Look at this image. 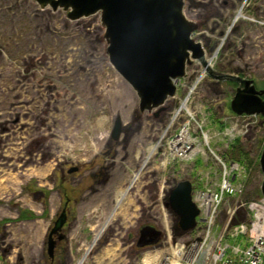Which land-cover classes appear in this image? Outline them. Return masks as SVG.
I'll return each instance as SVG.
<instances>
[{
    "label": "rangeland",
    "instance_id": "1",
    "mask_svg": "<svg viewBox=\"0 0 264 264\" xmlns=\"http://www.w3.org/2000/svg\"><path fill=\"white\" fill-rule=\"evenodd\" d=\"M184 14L198 25L192 38L207 66L264 89V0H186ZM102 35L99 14L69 20L62 10L42 9L32 0H0V264H76L110 214L83 264H138L159 251L155 263L169 254L167 243L174 249L186 237H175V217L163 202L165 191L190 179V172L176 163L159 164L148 153L177 103L169 100L157 116L134 120L135 96L108 63ZM198 67L205 75L194 122H203L215 155L229 161L231 154L245 166L240 201L258 203L264 118L234 116L229 102L236 84L212 80L193 61L191 68ZM116 115L123 131L113 140ZM181 117L188 120L185 113ZM235 122L240 134L234 139L224 128ZM125 189L123 204L113 209L114 191ZM65 198V238L51 261L46 235ZM248 218L237 209L233 222L249 224ZM142 226L161 232L155 246H136Z\"/></svg>",
    "mask_w": 264,
    "mask_h": 264
},
{
    "label": "water",
    "instance_id": "2",
    "mask_svg": "<svg viewBox=\"0 0 264 264\" xmlns=\"http://www.w3.org/2000/svg\"><path fill=\"white\" fill-rule=\"evenodd\" d=\"M32 1L42 9L49 7L52 11L62 10L69 20L99 14L108 63L132 90L136 99L134 120L145 113L157 116L163 111L168 98L174 97L176 93L173 80L185 77L186 67L193 61H197L212 80L236 84L229 102L233 114L264 118V89H257L251 79L219 72L207 66L200 43L192 38L198 25L185 16V0ZM122 131L123 125L116 115L110 137L117 140ZM258 164L262 174L259 194L264 200V146ZM191 195L192 184L188 179L175 182L165 191L163 207L175 217L178 230L183 234L195 227L199 214ZM63 213L46 235V254L51 261L55 247L51 235L61 229ZM160 238V231L152 226H142L137 246H155Z\"/></svg>",
    "mask_w": 264,
    "mask_h": 264
},
{
    "label": "built area",
    "instance_id": "3",
    "mask_svg": "<svg viewBox=\"0 0 264 264\" xmlns=\"http://www.w3.org/2000/svg\"><path fill=\"white\" fill-rule=\"evenodd\" d=\"M204 75L198 67L174 81L179 91L177 104L168 111V122L153 145V156L159 164L176 163L188 168L192 201L199 211L197 223L181 243L174 244V249L167 243L169 254L153 264H264V201L249 205L240 201L248 178L245 166L215 155L203 122H194L192 116L198 113L195 96ZM236 127L235 122L224 131L234 138L240 134ZM198 156L201 167L196 170L191 160ZM224 205L227 209L221 211ZM242 208L248 210L250 223L230 225L237 209Z\"/></svg>",
    "mask_w": 264,
    "mask_h": 264
},
{
    "label": "bare ground",
    "instance_id": "4",
    "mask_svg": "<svg viewBox=\"0 0 264 264\" xmlns=\"http://www.w3.org/2000/svg\"><path fill=\"white\" fill-rule=\"evenodd\" d=\"M240 14L238 13L237 14V17L239 16ZM204 58H205V54H204ZM209 60H206L205 58V62L207 63ZM153 150H154V147L151 146L148 150V153L149 154H152L153 153ZM32 172H33V175L36 174L37 172L32 169ZM43 172V171H42ZM141 173V168L137 171V173L135 174V177L132 179V182L133 181H136L138 180L139 178V174ZM39 174V173H38ZM41 176L43 175V173L40 174ZM40 179L42 180L43 178L40 177ZM4 183L2 182L1 183V180H0V193H2V189L4 188L3 187ZM132 184H130L131 186ZM129 186V187H130ZM127 190L128 189H125L123 191H118V190H115L114 191V195H112V198L114 200V205H113V209H118L120 207L121 204H123V200H125L126 198V195H127ZM114 216V214H110V216L102 223V225L96 229V231L94 232V235H93V238L91 240V242L89 244H84L86 245V247L83 249V253L81 255V258L77 260L76 264H83L85 258L88 256V253H89V249L91 248V246L95 243V241H97V239L100 237V235L102 234V232L104 231L106 225L109 223V221L112 219V217ZM163 223L165 224V215L163 217ZM159 251H154V253L152 254H147L143 257V259L138 263V264H152L153 263V260L156 258L157 256V253ZM96 264H99V263H96Z\"/></svg>",
    "mask_w": 264,
    "mask_h": 264
},
{
    "label": "flooded vegetation",
    "instance_id": "5",
    "mask_svg": "<svg viewBox=\"0 0 264 264\" xmlns=\"http://www.w3.org/2000/svg\"><path fill=\"white\" fill-rule=\"evenodd\" d=\"M262 98L264 99V96H262ZM68 204H69V200L67 199V198H65V201L63 202V204H62V207H61V209H60V213L58 214V215H56V217H55V219H54V221L58 218V216H60V214H61V212L63 211L64 213V223H63V225H62V227H61V229L60 230H55L53 233H52V235H51V237L54 239V240H56L55 241V246L57 245V244H59L60 243V241H62L65 237H64V235H63V233H62V228H63V226L65 225V223L67 222V217H68V212H67V207H68ZM30 219H32V218H30ZM54 221H53V223H54ZM174 222H175V220H174ZM53 223H52V226H53ZM51 226V227H52ZM50 227V228H51ZM50 228H49V230H50ZM48 230V231H49ZM59 236H61V238H59ZM137 246V245H136ZM138 247V246H137ZM139 248H143V247H139ZM53 261V260H52ZM51 262V261H50Z\"/></svg>",
    "mask_w": 264,
    "mask_h": 264
},
{
    "label": "trees",
    "instance_id": "6",
    "mask_svg": "<svg viewBox=\"0 0 264 264\" xmlns=\"http://www.w3.org/2000/svg\"><path fill=\"white\" fill-rule=\"evenodd\" d=\"M236 144H238V140H236V142L234 143V145L232 146V150L234 151L235 149V146H237ZM263 147V145H262ZM238 149V148H237ZM24 215H22L23 217H28V218H33L34 216L32 215V213H29V216H27L26 214L28 213H23ZM173 232H174V235L175 237H178L180 235H182L181 232H179L178 230V227H177V224H176V220H175V223H174V228H173Z\"/></svg>",
    "mask_w": 264,
    "mask_h": 264
}]
</instances>
